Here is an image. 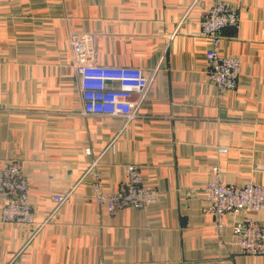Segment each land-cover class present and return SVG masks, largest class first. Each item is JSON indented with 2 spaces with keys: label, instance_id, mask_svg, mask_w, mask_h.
Wrapping results in <instances>:
<instances>
[{
  "label": "crops",
  "instance_id": "crops-1",
  "mask_svg": "<svg viewBox=\"0 0 264 264\" xmlns=\"http://www.w3.org/2000/svg\"><path fill=\"white\" fill-rule=\"evenodd\" d=\"M214 1L0 0V163L20 161L39 224L51 195L75 186L33 238L34 228L0 214V264H264L240 253L232 230L264 224V211L228 214L216 234L204 191L215 166L228 185L264 187V0H223L242 20L223 33L222 53L242 62L237 89L223 97L206 76L199 26ZM73 32L98 35L99 64L154 73L124 130L119 118L82 114ZM100 155L104 191H117L135 164L157 202L110 215L90 175L77 184Z\"/></svg>",
  "mask_w": 264,
  "mask_h": 264
},
{
  "label": "built area",
  "instance_id": "built-area-1",
  "mask_svg": "<svg viewBox=\"0 0 264 264\" xmlns=\"http://www.w3.org/2000/svg\"><path fill=\"white\" fill-rule=\"evenodd\" d=\"M241 21V8L223 0H215L199 20L200 35L209 45L205 54L206 76L216 86L220 97L237 89L241 77V59L224 55L221 50L224 31L237 30ZM97 40L95 33L73 32L69 35L68 45L78 78L82 114L85 117L119 118L124 130L138 117L140 104L149 90L154 73L146 74L137 67L99 64ZM134 95L138 96V100L133 99ZM219 151L225 153L227 149L220 148ZM85 154L93 156V151L87 148ZM100 157L93 158L77 184L90 175L93 199L97 204L105 205L110 215L125 209L143 210L157 202L159 192L144 184L141 167L135 164L126 166L127 179L117 191H104L97 168ZM261 169L264 170V166ZM211 174L212 179L204 191L209 204L206 213L214 221L216 234L221 232L228 214L264 211V187L253 182L228 185L222 180V169L218 166L211 168ZM74 189L75 186L68 192L52 194L51 213L44 223L39 224L29 200L31 185L22 173L20 161H3L0 163L1 222L34 228L33 238L70 199ZM232 230L235 245L241 254L264 256V224L248 219L236 223Z\"/></svg>",
  "mask_w": 264,
  "mask_h": 264
},
{
  "label": "rangeland",
  "instance_id": "rangeland-1",
  "mask_svg": "<svg viewBox=\"0 0 264 264\" xmlns=\"http://www.w3.org/2000/svg\"><path fill=\"white\" fill-rule=\"evenodd\" d=\"M68 41H69V38H68ZM70 51V50H69Z\"/></svg>",
  "mask_w": 264,
  "mask_h": 264
}]
</instances>
